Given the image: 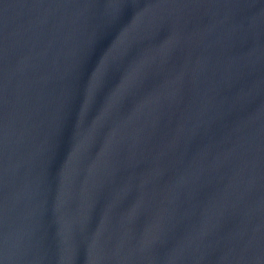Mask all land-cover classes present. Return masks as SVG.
Segmentation results:
<instances>
[{
  "label": "water",
  "instance_id": "95a60500",
  "mask_svg": "<svg viewBox=\"0 0 264 264\" xmlns=\"http://www.w3.org/2000/svg\"><path fill=\"white\" fill-rule=\"evenodd\" d=\"M0 264H264V0H0Z\"/></svg>",
  "mask_w": 264,
  "mask_h": 264
}]
</instances>
